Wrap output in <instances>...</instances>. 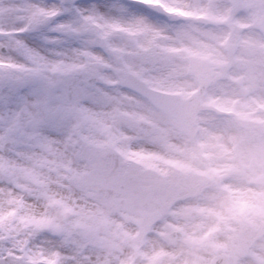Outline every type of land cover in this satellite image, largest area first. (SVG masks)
<instances>
[{
	"label": "rangeland",
	"instance_id": "374dc122",
	"mask_svg": "<svg viewBox=\"0 0 264 264\" xmlns=\"http://www.w3.org/2000/svg\"><path fill=\"white\" fill-rule=\"evenodd\" d=\"M159 1L167 16L140 2L108 0V10L96 7L82 20L73 14V31L106 43L131 72L159 89L188 97L207 83L204 101L234 115L205 110L183 131L149 99L123 88L132 99L94 140L100 152L114 145L121 154L115 171L109 177L97 171L102 154L81 163L96 169L100 188L112 181L115 193L94 199L80 183L71 191L50 190L67 200L62 206L33 194L28 202L20 199L17 247L24 264H39V253L54 264H264V184L257 182L264 175V0ZM43 3L0 0V53L9 54L10 40L26 43L28 37L15 34L42 23ZM62 4L46 5L58 10ZM68 39L61 49L75 37ZM241 118L255 124L244 128ZM8 175L17 185L23 178L13 170ZM17 190L0 182V199ZM40 225L46 228L36 231ZM177 230L183 237L170 239Z\"/></svg>",
	"mask_w": 264,
	"mask_h": 264
},
{
	"label": "snow or ice",
	"instance_id": "6c2138e0",
	"mask_svg": "<svg viewBox=\"0 0 264 264\" xmlns=\"http://www.w3.org/2000/svg\"><path fill=\"white\" fill-rule=\"evenodd\" d=\"M96 7L108 10V0L94 5L92 0H64L58 10L45 5L42 23L15 34L28 37L26 43L10 40L9 54L0 53V182L17 187L8 172L25 173L38 185L30 190L38 200L47 199L45 184L69 191L80 186L73 168L91 161L95 138L107 134L104 123L132 99L122 89L140 91L138 77L122 56L86 32L73 31L70 17L82 20ZM69 36L75 39L61 49ZM3 264L13 262L4 258Z\"/></svg>",
	"mask_w": 264,
	"mask_h": 264
},
{
	"label": "flooded vegetation",
	"instance_id": "af4514ba",
	"mask_svg": "<svg viewBox=\"0 0 264 264\" xmlns=\"http://www.w3.org/2000/svg\"><path fill=\"white\" fill-rule=\"evenodd\" d=\"M43 1H46V3L45 4L43 3L42 6H45L46 4H50V2L52 1L64 3V0H43ZM123 1H127V0H123ZM128 1H133L136 3L142 2V1L160 2L159 0H128ZM175 123L177 127L179 126L183 131H189V129L183 128L179 124L178 120L176 119H175ZM151 128H152V125L150 129ZM95 143H96L95 144L96 147L93 150V153L98 156L102 154L104 157V161H105V163L100 164V165L98 164L96 166L97 171L100 170L102 173H104V171H107V173H105V176L109 177L115 171V166L118 164L120 160L119 156L121 157V154L119 155L118 153H116V150L114 149V145L112 146L113 149H109L111 147L107 146L109 148L100 152L99 143L98 142H95ZM104 147L106 148L105 144H104ZM186 170L188 169L185 168L184 171ZM73 171L77 175L79 183H82L85 186V188H87L90 192L93 193L94 199H98L99 197L97 196L95 197L94 195L95 194L99 195L101 192L106 196V198L111 196V194L115 193V187L112 186V181L110 182L108 179H106L107 184L103 185L100 188L99 180L98 178H96L94 174V172H96V169L89 170L87 168H84L83 165L79 164L78 166H75L73 168ZM13 172H14V176L17 175L18 173L15 170H13ZM85 172L88 175H86ZM22 174H23L22 180L20 179L18 181V190L14 191V193L12 192L11 194L6 195L3 200L0 199V245L5 244V242L7 243L5 245V249L0 250V264H3L4 258H8L11 262H13V264H19V262L23 261V259H20L21 257H19V249L17 247L18 246L17 225L19 224L20 218H21L20 212L17 208V204H19L20 199H24L26 202H28L30 190L36 189L38 185L34 183L33 180L25 179V173H22ZM46 186L49 192L53 188L54 190L58 189L60 191L69 190L67 187L61 188L55 183L46 184ZM16 192H18V195L15 194ZM32 194L34 195V198H35V193L33 192ZM32 194H30V196H32ZM8 197H10L11 200L14 201L15 205L10 206L9 204L10 201L7 202L10 199V198L8 199ZM55 198L57 202L56 204L59 206L64 205L65 202L67 201L65 198L59 195H56ZM75 202L76 201H74L73 204L76 205L78 202L76 203ZM6 238L8 239V241L5 240ZM3 251L5 252V255L3 254Z\"/></svg>",
	"mask_w": 264,
	"mask_h": 264
},
{
	"label": "water",
	"instance_id": "95a60500",
	"mask_svg": "<svg viewBox=\"0 0 264 264\" xmlns=\"http://www.w3.org/2000/svg\"><path fill=\"white\" fill-rule=\"evenodd\" d=\"M142 5L149 10L157 12L161 16L167 15V11L160 5H151L149 3H143ZM138 87L140 88V93L147 96L157 107L178 119L180 124L185 128H190L195 125L200 111L213 110L219 115H232L231 111L222 110L215 105L203 102V97L207 93V83L205 82H202L199 89L189 98H183L179 93H169L151 88L139 77ZM240 122L244 127H252L254 124L250 119H241ZM140 126L141 128L148 129V126L145 124L140 123ZM257 182L264 184V175L259 176ZM182 237L183 231L181 230L171 235V238L175 240H180Z\"/></svg>",
	"mask_w": 264,
	"mask_h": 264
},
{
	"label": "bare ground",
	"instance_id": "6f19581e",
	"mask_svg": "<svg viewBox=\"0 0 264 264\" xmlns=\"http://www.w3.org/2000/svg\"><path fill=\"white\" fill-rule=\"evenodd\" d=\"M43 191H44V194L46 195V197H47V199H44V200H46V201H48V203H53V204H56L57 202H56V198H55V196H53V195H51L50 193H49V191H48V188H47V186H46V184H45V186H43ZM1 197V196H0ZM35 198H36V196H35ZM39 207H41V206H39ZM79 207V206H78ZM5 209V208H4ZM28 208H24L23 210H22V212L21 213H23L24 215H25V211L27 210ZM29 211V210H28ZM39 211V210H38ZM34 212H36L35 214L36 215H38V212H37V210H36V208L34 209ZM38 216H41V215H38ZM42 221V220H41ZM44 221V220H43ZM41 228H46V226L45 225H40L39 227H37V229H36V231L37 230H39V229H41ZM154 244V243H153ZM128 252V251H127ZM127 254V253H126ZM122 258H124V256L122 257ZM37 261L39 262V264H50V261H49V259L48 258H46L45 257V255L43 254V253H39L38 254V256H37Z\"/></svg>",
	"mask_w": 264,
	"mask_h": 264
}]
</instances>
